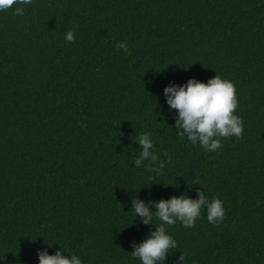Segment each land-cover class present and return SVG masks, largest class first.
Masks as SVG:
<instances>
[{"label": "trees", "instance_id": "obj_1", "mask_svg": "<svg viewBox=\"0 0 264 264\" xmlns=\"http://www.w3.org/2000/svg\"><path fill=\"white\" fill-rule=\"evenodd\" d=\"M23 7L0 12V264H38L40 250L140 264L132 245L160 221L142 223L133 201L155 211L149 201L201 190L224 220L166 225L177 248L164 264H264V0ZM216 74L235 86L243 133L207 152L177 135L163 89ZM145 132L162 173L134 165Z\"/></svg>", "mask_w": 264, "mask_h": 264}, {"label": "clouds", "instance_id": "obj_2", "mask_svg": "<svg viewBox=\"0 0 264 264\" xmlns=\"http://www.w3.org/2000/svg\"><path fill=\"white\" fill-rule=\"evenodd\" d=\"M33 0H0V12L14 8V14L24 15L25 5H31ZM15 6V7H14ZM76 33L68 30L65 41L69 44L75 41ZM117 48L125 54H130L126 42L121 41ZM166 104L176 110L174 128L181 139H186L193 146H199L207 152H217L222 147V139L236 137L243 133L242 119L235 114L238 107L234 84L220 75H215L206 83L196 79H189L184 84H169L163 89ZM140 147L139 155L134 165L139 168L145 161L152 165L149 171L162 173L164 162L153 151L154 143L150 133H143L135 140ZM155 211H150L143 201L135 199L132 204L134 217H139L144 224L152 223L155 216L159 226L138 245H132V256L140 264H164L169 250L176 249L175 239L168 233L166 225H174L179 221L184 227H193L202 213L210 224L219 226L224 220V202L219 197H208L203 190L198 192L197 198H189L186 194L161 199L158 202L149 201ZM59 248L65 251L62 247ZM38 264H84L75 254H48L46 250L37 253Z\"/></svg>", "mask_w": 264, "mask_h": 264}]
</instances>
